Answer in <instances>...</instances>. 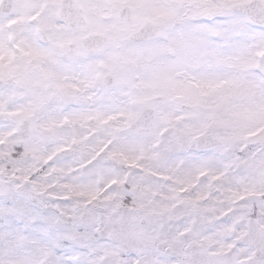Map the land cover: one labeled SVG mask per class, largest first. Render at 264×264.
Segmentation results:
<instances>
[{
  "label": "snow or ice",
  "instance_id": "snow-or-ice-1",
  "mask_svg": "<svg viewBox=\"0 0 264 264\" xmlns=\"http://www.w3.org/2000/svg\"><path fill=\"white\" fill-rule=\"evenodd\" d=\"M0 264H264V0H0Z\"/></svg>",
  "mask_w": 264,
  "mask_h": 264
}]
</instances>
